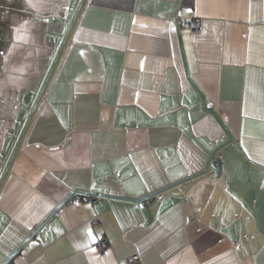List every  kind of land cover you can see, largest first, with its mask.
Returning <instances> with one entry per match:
<instances>
[{
    "label": "crops",
    "instance_id": "obj_1",
    "mask_svg": "<svg viewBox=\"0 0 264 264\" xmlns=\"http://www.w3.org/2000/svg\"><path fill=\"white\" fill-rule=\"evenodd\" d=\"M23 12L0 34V264H264V0Z\"/></svg>",
    "mask_w": 264,
    "mask_h": 264
},
{
    "label": "water",
    "instance_id": "obj_2",
    "mask_svg": "<svg viewBox=\"0 0 264 264\" xmlns=\"http://www.w3.org/2000/svg\"><path fill=\"white\" fill-rule=\"evenodd\" d=\"M3 3V10L2 16L0 15V34L3 32L7 15H24L23 12V0H2ZM1 55V54H0ZM212 167L215 172V176H219L221 172V161L219 158H216L214 162L212 163Z\"/></svg>",
    "mask_w": 264,
    "mask_h": 264
},
{
    "label": "built area",
    "instance_id": "obj_3",
    "mask_svg": "<svg viewBox=\"0 0 264 264\" xmlns=\"http://www.w3.org/2000/svg\"><path fill=\"white\" fill-rule=\"evenodd\" d=\"M188 26L194 32L199 31V29H200V24H199L198 20H192L191 22L188 23ZM105 248H106V241L105 240H100L99 242H97L94 245V249L99 253L103 252ZM131 260L136 261L137 256H132Z\"/></svg>",
    "mask_w": 264,
    "mask_h": 264
},
{
    "label": "flooded vegetation",
    "instance_id": "obj_4",
    "mask_svg": "<svg viewBox=\"0 0 264 264\" xmlns=\"http://www.w3.org/2000/svg\"><path fill=\"white\" fill-rule=\"evenodd\" d=\"M3 3H2V0H0V15L2 16L3 14L2 13V10H3ZM0 22H1V19H0Z\"/></svg>",
    "mask_w": 264,
    "mask_h": 264
}]
</instances>
